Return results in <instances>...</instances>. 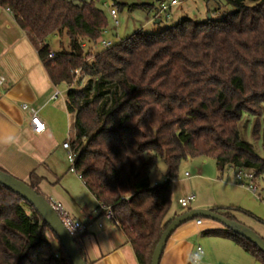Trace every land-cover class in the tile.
Returning <instances> with one entry per match:
<instances>
[{
	"label": "trees",
	"instance_id": "16d2710c",
	"mask_svg": "<svg viewBox=\"0 0 264 264\" xmlns=\"http://www.w3.org/2000/svg\"><path fill=\"white\" fill-rule=\"evenodd\" d=\"M96 1L0 0V6L38 49L51 80L67 85L74 170L97 202L111 207L138 264H149L174 217L172 181L183 161L212 157L221 169L245 168L255 178L264 172V158L242 137L253 117V136L264 146V0H227L233 10L216 19L183 17L100 49L107 19ZM51 35L66 36L68 48L51 52ZM159 160L166 179L152 186L149 174ZM37 181L31 175L26 183L36 190ZM205 233L232 240L264 264V254L229 229ZM0 264H71L32 205L1 184Z\"/></svg>",
	"mask_w": 264,
	"mask_h": 264
},
{
	"label": "crops",
	"instance_id": "0c3cea01",
	"mask_svg": "<svg viewBox=\"0 0 264 264\" xmlns=\"http://www.w3.org/2000/svg\"><path fill=\"white\" fill-rule=\"evenodd\" d=\"M154 10L156 18L158 9ZM0 75L4 78L0 85V167L25 182L32 175L38 180L36 188L44 183L51 186L49 199L61 203L71 217L86 225L78 243L87 264H138L124 231L98 211V202L83 181V185L78 184L65 167L64 157L68 159L62 143L73 136V117L66 108L67 85L51 80L38 49L13 13L1 6ZM30 107L37 110L44 123L41 133L31 129L27 113ZM165 179L166 167L154 180L149 174L152 186ZM193 208H209V204L198 202L189 209ZM174 213L171 208L170 215ZM219 228L211 220H203L199 226L194 219L181 224L168 238L159 264H190L191 252L200 245L199 233ZM204 255L200 256L201 264Z\"/></svg>",
	"mask_w": 264,
	"mask_h": 264
},
{
	"label": "rangeland",
	"instance_id": "374dc122",
	"mask_svg": "<svg viewBox=\"0 0 264 264\" xmlns=\"http://www.w3.org/2000/svg\"><path fill=\"white\" fill-rule=\"evenodd\" d=\"M172 0H98L96 6L101 9L107 19V28L97 42V48H104L101 41H110L116 44L138 30L153 34L166 28L174 26L181 18L188 17L195 21H207L210 18L216 19L222 11L230 12L233 10L227 0H176L178 3L170 5ZM134 4L151 5L149 10H143ZM161 4L170 6L167 15L161 14L158 18L160 22H155L153 18L155 10ZM220 11L217 12V8ZM110 9L116 12L118 25L115 26L114 20L110 15ZM61 42V43H60ZM50 51H60L68 48V39L66 36L59 37L51 35L48 38ZM78 71L76 75H78ZM77 77V76H76ZM75 77V79H76ZM74 79V80H75ZM253 117H249L242 137L250 142L255 152L264 158V146L262 138L253 136ZM260 124L264 126V114L260 119ZM66 156V151L63 149ZM65 158V167L67 172L74 176V180L82 184L74 172H69L70 162ZM64 163V161H63ZM165 171V164L159 160L151 170V177L154 180ZM185 172L189 176H185ZM161 173V174H160ZM236 169H220L214 158L198 156L181 163L176 177L172 181V210L177 214L187 211L198 202L209 204V208L227 210L233 216L234 220L254 231L264 239V172L255 178L253 184L256 186V192L252 193L245 186H240L235 179ZM247 182V181H246ZM248 184V183H247ZM39 194L47 200L52 195L53 189L45 183L37 187ZM56 190V189H54ZM194 194L195 198L190 201L187 207H182L177 200L180 197ZM90 197V196H89ZM92 201V200H91ZM72 218H74L72 216ZM219 227L220 224L217 223ZM48 239L56 244L54 236L48 231ZM206 259L202 264H263L251 253L245 252L240 246L232 240L221 238L210 233H199L198 238ZM200 257V258H201ZM200 260V259H199ZM190 264H201L199 261H190Z\"/></svg>",
	"mask_w": 264,
	"mask_h": 264
},
{
	"label": "water",
	"instance_id": "95a60500",
	"mask_svg": "<svg viewBox=\"0 0 264 264\" xmlns=\"http://www.w3.org/2000/svg\"><path fill=\"white\" fill-rule=\"evenodd\" d=\"M208 18H210V15H208ZM156 22L158 23L159 20L157 19ZM0 184L18 194L32 205L61 243L71 264H87L84 256L75 244V238L63 225L58 214L44 196L37 193L25 181L17 179L1 170ZM173 215V219L166 225L153 248L149 264H159L165 244L173 231L181 224L195 218H203L217 222L221 227L229 229L254 244L264 254V239L246 226L238 223L234 219L227 218L212 208H193L180 214L175 212Z\"/></svg>",
	"mask_w": 264,
	"mask_h": 264
},
{
	"label": "built area",
	"instance_id": "2783aa9c",
	"mask_svg": "<svg viewBox=\"0 0 264 264\" xmlns=\"http://www.w3.org/2000/svg\"><path fill=\"white\" fill-rule=\"evenodd\" d=\"M176 0H172L170 4L176 3ZM169 6L161 4V6L158 8L156 16L159 17L161 14L167 15V10ZM7 11H11L9 8L6 7ZM110 15L112 16L114 20L115 26L118 25V21L116 19V12L114 9H110ZM101 44L104 48H108L112 46L110 41H101ZM51 53H49V56ZM4 83V78L2 75H0V85ZM56 92L55 94H57ZM27 113L29 116V124L31 126V129L34 133H41L44 131L45 126L44 123L42 122L41 118L39 117L37 110L35 108L30 107L27 109ZM63 149L66 151L67 159L70 162L69 170L72 172H75L74 167H73V162H74V157L75 154L71 149L70 145V140H67L62 143ZM185 176H189L187 172H185ZM235 179L238 181V184L240 186H245L249 191L252 193L256 192V186L253 184V181H255L254 174L251 170L245 169V168H236V174H235ZM247 181V182H246ZM248 183V184H247ZM195 198L194 194L187 195L186 197H180L178 198L177 202L180 204L182 207H187L190 201H193ZM52 208L56 211L58 214L61 222L63 225L67 228L69 233L73 237H77L80 234L84 233L86 230V225L75 220L72 218L68 212H66L61 203L53 201V200H48ZM98 211L107 219L112 220L115 224H118L117 220L115 219L114 213L111 209L110 206L105 205L103 203H98ZM203 218H195L194 222L196 225H201L203 223ZM203 253V249L200 245L195 246L193 251L191 252L190 255V261L197 262L200 259L201 254Z\"/></svg>",
	"mask_w": 264,
	"mask_h": 264
}]
</instances>
